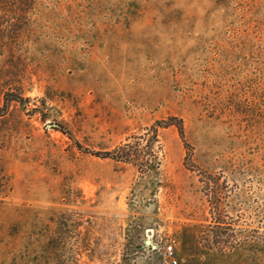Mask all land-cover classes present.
<instances>
[{"label":"rangeland","instance_id":"rangeland-1","mask_svg":"<svg viewBox=\"0 0 264 264\" xmlns=\"http://www.w3.org/2000/svg\"><path fill=\"white\" fill-rule=\"evenodd\" d=\"M168 242L264 264V0H0V264Z\"/></svg>","mask_w":264,"mask_h":264},{"label":"trees","instance_id":"trees-1","mask_svg":"<svg viewBox=\"0 0 264 264\" xmlns=\"http://www.w3.org/2000/svg\"><path fill=\"white\" fill-rule=\"evenodd\" d=\"M176 120V121H175ZM178 120V121H177ZM177 122V125L179 126V131L180 134L183 136V138H185V131H184V126H183V121L182 119H178V117H173L170 121H161L158 122L154 127H153V135H152V139L150 140L151 143L146 145V147H148V149H150V153L152 152V150H154L155 144L156 142L159 141V130H158V126H160L161 124H165V126H169L174 124L173 122ZM176 124V123H175ZM149 133H147L145 136H147ZM186 142V141H185ZM188 144V143H186ZM132 147V148H129ZM141 147V148H140ZM143 148L142 143H137L136 145L130 146V144H125V146H121V147H117L116 151H118L120 153L119 157L122 160H140V155L139 153L141 152V149ZM150 159H148V163H149Z\"/></svg>","mask_w":264,"mask_h":264},{"label":"built area","instance_id":"built-area-1","mask_svg":"<svg viewBox=\"0 0 264 264\" xmlns=\"http://www.w3.org/2000/svg\"><path fill=\"white\" fill-rule=\"evenodd\" d=\"M164 253L170 264H178V257L172 243H166Z\"/></svg>","mask_w":264,"mask_h":264}]
</instances>
